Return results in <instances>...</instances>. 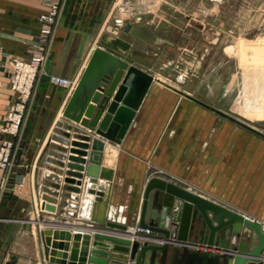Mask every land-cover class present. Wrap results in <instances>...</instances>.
<instances>
[{
    "label": "crops",
    "instance_id": "0c3cea01",
    "mask_svg": "<svg viewBox=\"0 0 264 264\" xmlns=\"http://www.w3.org/2000/svg\"><path fill=\"white\" fill-rule=\"evenodd\" d=\"M114 1L96 0V6H110ZM94 2L64 0L49 36L48 56L38 77L19 150L5 185L0 187V264H49L40 241L44 228L88 231L91 235L94 231L112 232L97 225L86 227L87 220L79 215L86 216L88 209L86 205L80 207V194L76 213L68 214V203L74 199L65 189L69 184L63 181L66 166L59 165V160L66 163L68 152L59 148H70L75 130H88L62 116L72 90L49 81V76L58 75L77 82L98 45L153 76L121 142L103 139L116 150L108 202L113 220L134 228L145 183L157 176L264 225V134L243 123L230 125L234 120L227 114L191 95L190 80L180 72L154 73L128 58L124 53L129 44L122 47L116 43V38L126 35L123 29L118 35L109 33L114 39L94 33L90 11ZM43 10V0H0V128L6 106L13 99L9 87L11 58H26L30 48L37 45L41 32L37 18ZM146 19L143 15L140 21L130 20L128 33L135 36L134 27ZM138 36L135 38L142 47L144 36ZM65 131L69 138L63 136ZM6 138L10 136L0 130V141ZM43 196L56 200L55 213L38 207ZM152 215L149 208L146 218ZM254 243L255 238L250 241L251 246ZM147 259L148 253L145 264Z\"/></svg>",
    "mask_w": 264,
    "mask_h": 264
},
{
    "label": "water",
    "instance_id": "95a60500",
    "mask_svg": "<svg viewBox=\"0 0 264 264\" xmlns=\"http://www.w3.org/2000/svg\"><path fill=\"white\" fill-rule=\"evenodd\" d=\"M130 25L126 20L123 31L128 33ZM116 43L128 46L121 38ZM152 81V74L117 53L100 45L93 49L62 111L88 131L75 130L70 148H59L68 152L66 163L59 160V165L66 166L63 181L69 184L65 189L72 192L70 197L77 200L80 194L81 208L88 201V214L79 215L87 220L86 227L102 226L123 235L44 228V259L49 264H145L148 253L146 264H264V225L157 176L148 178L143 188L136 224L143 232H130L107 218L116 150L104 140L121 142ZM55 202L43 196L40 208L55 213ZM149 208L153 215L147 219ZM187 241L219 252L176 245Z\"/></svg>",
    "mask_w": 264,
    "mask_h": 264
},
{
    "label": "rangeland",
    "instance_id": "374dc122",
    "mask_svg": "<svg viewBox=\"0 0 264 264\" xmlns=\"http://www.w3.org/2000/svg\"><path fill=\"white\" fill-rule=\"evenodd\" d=\"M93 1L92 31L106 37L103 26L112 23L118 0L100 7ZM138 1L131 0L147 19L134 32L145 45L126 33L124 55L154 73L180 72L191 95L227 114L230 125L264 134V0Z\"/></svg>",
    "mask_w": 264,
    "mask_h": 264
},
{
    "label": "built area",
    "instance_id": "2783aa9c",
    "mask_svg": "<svg viewBox=\"0 0 264 264\" xmlns=\"http://www.w3.org/2000/svg\"><path fill=\"white\" fill-rule=\"evenodd\" d=\"M138 1V2H142ZM64 0H43L44 10L39 14L37 21L41 26L40 38L36 46L30 48L26 58H11L9 87L13 92V99L6 106V111L3 116V123L0 130L6 133L10 138L0 141V170L2 176L0 178V187H3L8 179V175L15 161L17 151L19 149V141L23 133L25 121L29 113L32 99L35 95L38 77L41 73V68L48 56V40L53 27L56 25L58 15L62 9ZM132 4L131 0H118L112 11L114 17L112 23L105 24L104 28L112 35H118L124 27L126 20L137 21L141 18L142 12ZM110 28L112 31L108 30ZM116 31L117 34L113 32ZM49 81L55 85L64 87L68 91L73 90L76 80L58 76H49ZM77 201L73 200L68 203V214L76 213ZM40 208V203L38 205ZM41 209V208H40ZM108 211L107 218L113 220V214ZM130 232H143L137 225L134 228H129ZM141 240H143L141 238ZM179 247L186 246L192 250L201 252L216 253L219 252L205 244H197L193 241L176 243Z\"/></svg>",
    "mask_w": 264,
    "mask_h": 264
},
{
    "label": "bare ground",
    "instance_id": "6f19581e",
    "mask_svg": "<svg viewBox=\"0 0 264 264\" xmlns=\"http://www.w3.org/2000/svg\"><path fill=\"white\" fill-rule=\"evenodd\" d=\"M104 27V26H103ZM106 36H110L109 38H111V39H114V37L113 36H111V35H109V34H105ZM102 41H103V38H102ZM87 200H84V203H83V205H82V208L84 207V205H86L87 204ZM86 207H87V205H86ZM111 213V212H110Z\"/></svg>",
    "mask_w": 264,
    "mask_h": 264
}]
</instances>
